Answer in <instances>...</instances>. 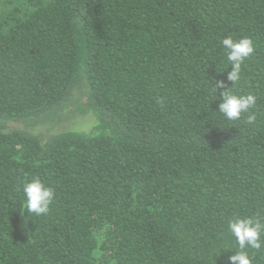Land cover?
<instances>
[{
	"label": "trees",
	"instance_id": "obj_1",
	"mask_svg": "<svg viewBox=\"0 0 264 264\" xmlns=\"http://www.w3.org/2000/svg\"><path fill=\"white\" fill-rule=\"evenodd\" d=\"M228 36L254 43L231 89L251 125L219 113ZM78 90L89 133L23 129ZM245 217L264 222V0H0V264H227Z\"/></svg>",
	"mask_w": 264,
	"mask_h": 264
},
{
	"label": "clouds",
	"instance_id": "obj_2",
	"mask_svg": "<svg viewBox=\"0 0 264 264\" xmlns=\"http://www.w3.org/2000/svg\"><path fill=\"white\" fill-rule=\"evenodd\" d=\"M222 46L227 50V61L232 68L227 75V80L232 82L233 86L228 87L223 80L215 82L216 88L221 90L219 95L222 97L219 113L229 121L239 120L243 114L248 113L246 123L254 124L256 115L251 110L256 104L255 95L251 93L238 95L231 91L241 79V69L245 60L254 54V43L249 38L234 40L228 36L222 40ZM22 191L25 197L24 207L28 213L37 217L49 214L55 197L52 187L46 186L39 177H36L26 181ZM228 229L235 237L240 251L228 256L227 264H252V257L248 255L246 249L252 248L259 251L264 248V222L252 217L234 218L229 221Z\"/></svg>",
	"mask_w": 264,
	"mask_h": 264
},
{
	"label": "rangeland",
	"instance_id": "obj_3",
	"mask_svg": "<svg viewBox=\"0 0 264 264\" xmlns=\"http://www.w3.org/2000/svg\"><path fill=\"white\" fill-rule=\"evenodd\" d=\"M82 90L75 91L68 103L56 113L47 117H39L24 124L27 131L34 134L51 135L61 131L89 133L94 125L90 115L82 116L80 109L83 103ZM25 229V225H22Z\"/></svg>",
	"mask_w": 264,
	"mask_h": 264
}]
</instances>
